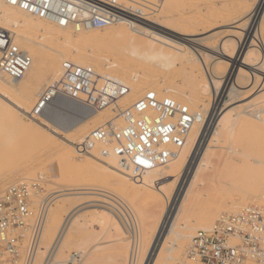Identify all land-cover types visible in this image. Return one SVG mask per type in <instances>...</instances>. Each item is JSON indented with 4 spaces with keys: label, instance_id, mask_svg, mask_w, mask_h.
<instances>
[{
    "label": "bare ground",
    "instance_id": "6f19581e",
    "mask_svg": "<svg viewBox=\"0 0 264 264\" xmlns=\"http://www.w3.org/2000/svg\"><path fill=\"white\" fill-rule=\"evenodd\" d=\"M182 1L184 0L149 1L153 8L146 12L144 19L128 23V25L116 23L101 30L61 28L0 2V29L8 32L17 47L23 49L22 51L25 50L24 52L32 60L29 70L19 80H12L0 74V136L2 133L1 127L9 123L12 128L26 133L32 139L34 147L38 149L36 152L50 148L52 145L68 144L74 137H85V135L87 137L91 133L88 126L89 122L83 121L84 119L79 120L81 116H91V119L97 122L93 128L98 129L105 127L102 122L105 120L102 118L105 116V112H107V114L105 113L106 116L109 112V119L105 124L112 122L118 127L123 126L124 124L118 125L116 121L123 118L126 111H131L133 104L139 98L149 93L147 91V83L149 79L153 78V73L155 72L158 73V76L154 77L151 83L155 90L152 92L159 98H169L176 102L173 100L175 96H172L170 92L162 88L166 75L173 72V67L177 63L190 62L193 58L192 56H196L202 66L201 68L205 71L207 70V65L202 60V57L210 56L213 58L208 68L210 73L209 80L201 78L196 83L197 86L194 92L192 91L196 97L190 91L182 94V98L191 104V108H196L193 113L197 114V120L179 155L167 164V170L162 182L165 186L163 189H166L168 193H163L161 198V204L163 201H166V203L162 208V218L158 221L157 232L147 253L143 255L146 244L141 236L142 219L139 218V215L130 212V215L126 214V218L122 216L124 222L132 220L135 223L134 228L129 225L126 226H129L131 230L124 227L121 223L122 227L119 221H116L117 225L111 221L115 228L121 226L119 227L120 236H123V234L126 236L127 233H131L132 240L130 238V241H122L124 244H130L131 247L128 264H175L179 261L177 258L178 252L187 244L189 246L192 237L195 235L192 234L195 230H209L224 212L225 215L232 212V214L238 213V208H242V206L233 208L234 210L232 208L230 210L223 208L221 212L219 210L221 208H218V206L221 207V205H225L228 202H225L223 196L220 200L216 197L214 198L212 191L208 190L219 175V171L227 164V157L216 152L219 148V143L226 141L222 132L227 131L231 138V136H234V132L239 131L249 134L254 141L259 143L264 141V93L262 92L264 91V45L262 41L264 0H258L256 5L254 4L255 7L252 12L239 19L240 22V20L250 16L248 19H250L251 24L248 33L241 36L237 32L240 29L239 27L238 29L228 27L221 31L220 34L228 32L221 35V41L216 49L205 46L203 42L210 40L212 35L218 34L217 32L206 36L205 34L212 31L209 30L201 34H194L189 29L174 31L165 20L156 21L157 15L162 10L168 16L171 14H187L190 10L188 4L182 7H173L176 3ZM218 5L220 3L217 2L215 6ZM206 12L208 11L206 10ZM237 22L238 20L232 22L231 25ZM193 25V21L188 23V27ZM103 32L107 33L100 34ZM204 35V38H198V36ZM97 49L111 50L115 54H121L123 59L116 61L111 56L108 59L104 58L97 54ZM66 62L90 70L92 74L101 80L106 79L115 82L126 88L128 93L118 98L111 108L99 110L89 115L84 112V109L76 110L73 109L71 104H68L74 110V114H64L70 118L67 117L69 120L63 122L61 126L55 125L50 119V115L58 114L57 110L62 107L70 108L65 101L56 104L54 111L49 116L31 117L30 112L39 97L49 86L60 80L62 64ZM90 65L94 69L90 68ZM245 84H247V89L244 90L245 87L243 85ZM108 88L111 89L113 87L109 86ZM217 89L221 90L219 99L213 102L211 108V112L213 111L212 116H210V113L207 116V107L211 102L209 96H215ZM159 92H162L164 96L160 95ZM173 95L177 96V93ZM225 95L229 97V103L226 101H224V104L221 103L224 105V108L221 109L219 102H223L221 99ZM243 95H247L245 97L247 99L255 96L252 97L253 100L251 102L244 104H237L242 102L241 100L243 99L236 100L235 103L230 102ZM201 96L207 98L202 99ZM188 110L190 111V109ZM245 118L259 123L255 124L254 122L246 121ZM244 139L247 141L246 138ZM252 139L246 143L253 149ZM232 146L228 150L229 157H232L230 153L236 155L234 146ZM29 147L31 148V146ZM108 148L111 147L101 141H95L87 158L97 160L96 162L94 161L97 167L114 174L115 181L119 186L129 192H135L132 199L136 201L141 190L149 188L153 184L156 176L155 168L146 171L142 177L135 178L132 166L126 160H122L121 157L113 153L105 154L103 152L107 151ZM71 154H75L73 147H70L63 156L69 157ZM239 154L236 156L242 158L239 157ZM263 158L264 155L262 154L261 159L260 157L259 160L254 159L255 161L252 162L255 163V166L252 165L253 167L249 165L241 167V171H244L242 174L229 176L228 180L234 184L238 182L239 185L236 184L238 186L236 189L243 192L242 195L240 194L241 198H239V201L232 202V207L248 203L253 199L262 198L264 200V195L262 196L261 194V188L264 185V174H262L264 172ZM229 160L232 159L230 158ZM219 161H221V167L218 166ZM71 167L75 172L83 170L79 166L70 165V169ZM235 167V171L239 169ZM226 183L227 186L230 184L229 182ZM68 190L72 191V189H66V192ZM94 190L92 193L74 192L66 193V195L105 197V195L94 192ZM57 192L53 191L49 195ZM33 195L34 192L31 196L29 209L35 215L32 202ZM109 195L114 198L111 199L109 197V203L102 202L108 207H103L99 204L101 206L99 208H103L104 213L112 216L110 209L114 208L115 199L119 198ZM47 200L48 198L40 203V206L45 204L46 210H48L47 206L49 207L50 205L47 204ZM99 202L97 199L92 202L96 203L94 206H88L87 208H98ZM203 202H212L213 207L198 209L197 206ZM216 207L221 213L218 214V219L214 222V217L219 213L216 211ZM76 208L74 209L76 210ZM159 210L160 207L156 206L151 214H155ZM78 211L79 209L75 213ZM71 214L72 216L70 215L67 224H63V226L51 233L48 241L50 243L52 241L53 245L61 239L60 237L68 233L72 218L75 215L72 212ZM62 243L63 241H60L58 246H61ZM40 250H43L42 247H40ZM40 250L39 252H41ZM74 261V258H72V262ZM49 264H58L54 255L49 258Z\"/></svg>",
    "mask_w": 264,
    "mask_h": 264
},
{
    "label": "built area",
    "instance_id": "2783aa9c",
    "mask_svg": "<svg viewBox=\"0 0 264 264\" xmlns=\"http://www.w3.org/2000/svg\"><path fill=\"white\" fill-rule=\"evenodd\" d=\"M149 1L157 0H0L47 23L75 30H101L142 20L153 8ZM31 63L30 56L0 29V74L19 80ZM127 93L117 83L101 80L90 70L66 62L60 80L39 97L30 116H49L61 101L89 115L111 108ZM73 109L62 107L58 113L74 114ZM131 111L124 113L121 127L109 122L104 128L92 130L77 144L79 156L90 155L94 142L101 141L111 147L103 151L105 154L126 160L135 178L142 177L179 155L197 120V114L187 107L153 92L139 98ZM38 190L33 183H23L0 192V264H49L52 250L43 258L38 256L46 206L38 207L35 215L29 209L32 193ZM71 257L80 258L73 253L68 263H74ZM178 264H264V206H243L238 213L222 215L209 230L197 231L185 259Z\"/></svg>",
    "mask_w": 264,
    "mask_h": 264
},
{
    "label": "rangeland",
    "instance_id": "374dc122",
    "mask_svg": "<svg viewBox=\"0 0 264 264\" xmlns=\"http://www.w3.org/2000/svg\"><path fill=\"white\" fill-rule=\"evenodd\" d=\"M217 2L220 3V5L215 6ZM257 2L258 0H184L180 3H176L173 7L177 8V7H182L185 4H188L190 10L187 14H183V15L171 14L168 16L165 15L164 11L162 10L157 15L156 21L165 20V22L169 24V27L174 31H183L189 29L194 34L205 33L209 30L212 31L208 34H205L206 36L217 32L218 33L217 35L214 34L211 36L210 40L203 42L205 43V46L211 49H216L221 41V37H222L221 35H224V33L228 32L226 31L220 34L221 31L225 30L226 28L235 27L236 29H238L239 27L240 29L237 32L241 34V36L248 33L251 24L250 19H248L250 18V16L247 17L246 19L240 20V22L239 19L245 17L247 14L252 12ZM206 10L208 12H206ZM216 13L217 15L215 16ZM237 20L238 22L236 24L231 25L232 22H235ZM190 21H193L194 25L188 27V23ZM104 33L107 32H103L100 34H104ZM205 35L198 36V38L199 37L204 38ZM262 41L264 45V30L262 32ZM97 51H98L97 53L98 55L103 56L104 58L107 59L110 58V56L116 61H121L123 59V56L121 54H115L111 50L97 49ZM192 57L193 58L191 59L190 62L182 63V64L177 63L176 66L173 67L174 69V70L172 69L173 74L171 73L166 75L165 83L162 88L165 89L167 92H170L172 96H175L173 100H175L176 103L181 104L187 107L188 109H190L191 112H194L196 108L194 109L191 108L190 106L191 104H189V102H187L186 99L182 98V94L186 91L194 92L197 86L196 83L201 78H204L207 81L209 80L210 73L208 68L213 58L210 56L202 57V60L207 65L206 67L207 70L204 71L201 68L202 66L200 65V62L197 60L196 56H192ZM89 67L94 69L92 65H90ZM156 76H158V73L157 72L153 73V78ZM153 78L148 80L149 81L147 83L148 92L155 91L151 86ZM246 85L247 84L243 85V87H245L244 90L247 89ZM217 90L218 91L215 94V96L212 95L209 96L211 102L207 107L208 110L207 116H209V113L210 116H212L213 111L211 112V108L213 102L219 99V92L221 90L220 89ZM193 92L192 94H194ZM262 92L264 93V91ZM175 93H177V96L173 95ZM159 94L164 96L162 92H159ZM246 96L247 95L240 96L239 98L234 99L233 102L232 101L230 102L235 103L236 100L239 101L243 99L244 101L241 100L242 102H239L237 104L238 105L241 103L244 104L247 102H251L253 100L252 97H254L255 95L251 96V99L245 98ZM194 97H196V95ZM201 97L202 99L207 98L204 96ZM221 100L223 102H219L220 104L221 103L224 104V101L229 103V97L227 95L222 97ZM223 104L220 105L221 109L224 108ZM105 113L107 114V112ZM105 113H104L105 116L101 114L103 116L102 119L105 120L102 121L104 125L105 122L109 119L108 118L109 112L107 116ZM67 117L64 114H60V113L50 115V119L52 120V122H54V124L58 126L59 125L61 126L63 122L68 121L69 120L68 118L70 117L68 118ZM124 118L125 116L120 120H117L116 121L117 124L123 125L125 122ZM80 119H84L83 121L89 122L88 126L90 127L89 128L90 131L94 130L93 127L97 122H94L93 119H91V116L88 117L81 116L79 117V120ZM245 120L250 121L252 123L254 122L255 124L259 123L254 120L252 121V119L249 120L248 118H245ZM1 132L2 133L0 136V192L10 185L33 183L39 187V190L37 192H34V195L32 197L33 208L35 213L37 212L40 203L46 198H48L47 204L48 205L50 204L49 207L47 206L48 212L46 217V223L42 235V241L40 244L43 250H40L41 252L38 253L40 258H43L48 251L52 250L51 255H54V258L58 262V264H78V263L79 264H128L129 262L128 258H130L131 247L130 244L128 243L124 244L122 241L132 240L130 236L131 233L130 232H129L130 234L127 233L126 236L125 234H123L124 237L120 236L119 227H121L123 224L124 227L129 225L130 227L134 228L135 223L132 220H130V222H124L122 217L125 216L126 218V214L130 215V212L139 215V218L142 219L141 236L143 237V240L145 241L146 244L145 250L143 251V255L147 253L152 243V240L157 232L158 221L162 218V214H163L162 208L166 203V201H163V203L161 204V198L163 193H168L166 189H163L165 186L162 182L163 176L165 175L167 170V165L163 167L155 168L156 176L154 178L153 184L149 188L141 190L138 197L136 198V201H134L132 199V196H134L135 192H129L122 186H119L115 181L114 174L108 172V170L96 166L95 162L97 160L96 161L91 160L90 158H87L89 157L87 155L79 156L76 145L84 137H74L68 142V144L60 143V144L52 145L50 148H47L45 150L42 151L40 150L36 152L38 149L34 147L32 139L26 133L17 131L16 129L12 128L9 125V123L6 124V126L1 127ZM222 134L225 135L224 138L226 141L219 143V148L216 150V152L218 154L225 155V157H227L226 158L227 164L223 166V169L221 171H219V175L218 176L216 175L217 176L216 180L208 188V190L212 191L214 198L216 197L217 199L220 200L223 196L225 202H228L225 205L224 204L221 205V207L218 206V208H221L219 210L222 212L223 208H225V210H230L231 208L235 209L238 208L239 206L243 207L247 205L264 206V200H262V198H259L257 200L256 199L250 200V202L248 203L237 205L236 207H232V202L239 201L240 200L239 198H241L240 194L242 195L243 192L241 190L239 191L236 189L238 188L237 185H239L238 182H235L234 184L228 180L229 176L235 174L237 175L242 174L244 171H241V167L248 165L250 167L255 166V163H253L252 161H255L254 159L259 160V157L261 159L262 154L264 155V141L260 143L258 141H254L251 138V136H249V134L239 131L234 132L233 134L234 136H231L232 139L230 138L229 133L227 131L222 132ZM244 138H246L247 141L252 139V146L254 147L253 149L250 148V146H248L249 144L246 143L247 141ZM242 139L243 141L244 140L245 141L243 142ZM240 142L242 143V145ZM29 146H31V148ZM231 146L236 151L235 152L236 155L240 153L239 157L242 158H238L234 153H230L232 154L231 155L232 157H229L230 155L228 154L229 153L228 150ZM70 147L74 148L75 154H71L69 155V157L68 156L64 157L63 154H66ZM230 158L232 160H229ZM70 165L79 166L83 170L79 172H75L72 170V167L70 169ZM218 166L221 167V161H219ZM234 167L239 169L235 171ZM262 174H264V172H262ZM226 182H229L230 186L229 185L227 186ZM76 188L78 189L73 190ZM66 189H70V190L72 189V191L68 190L66 192ZM93 189H95L94 192H97L99 194L105 195V197L106 196L108 197L95 198L90 195H78V197L66 195V193L68 194L74 192L92 193ZM53 191H58V192L49 195ZM230 193L231 194L233 193L232 194L233 196ZM109 194L119 198V199H115L114 208L110 209L112 216H109L110 214L108 215L104 213L103 208H99L101 207L100 205H102L103 207L107 206L105 205V203L106 202L109 203V199H108L109 197L111 199L114 198V197L112 198V196H110ZM261 194L262 196L264 195V185L261 188ZM236 197L238 200L236 199ZM97 199L98 201L101 202L98 203V208L96 207L87 208L88 206H92V205L94 206L96 203H92V202ZM102 202L105 203L102 204ZM156 206H159L160 210L157 211L155 214H151ZM210 207L211 208L213 207L212 202L211 203L203 202L202 204H199L197 206L198 209H203V208L208 209ZM74 208H76V210ZM78 209L79 211L75 213V211H77ZM238 209H240V207ZM216 211H218L217 207H216ZM220 211H218L219 213H217L216 216L214 217L215 218L213 219L214 222L218 219L217 216L218 214L221 213ZM71 212L75 215L72 218V222L69 226L68 233L65 236L60 237L61 239H59L56 242V244L53 245L52 241L51 243L50 241H48L50 240L51 233L54 230L59 229L61 226H63V224H67L70 215L72 216ZM224 213L223 215H225ZM111 221H113L115 224L116 221L117 222L119 221L121 226H117L118 228H115V226L111 224ZM129 226L126 228L130 229ZM196 231H198V229L195 230L192 234H195ZM60 241H63V243L61 246L60 245L58 246ZM186 246L183 247L182 250H180L177 254L179 263L185 259V253L188 248V246L187 247ZM73 253L78 254L80 258H77V260H75L74 263H68V258ZM84 254L85 256H83ZM70 260L72 261V257L70 258ZM178 262L175 264H178Z\"/></svg>",
    "mask_w": 264,
    "mask_h": 264
}]
</instances>
